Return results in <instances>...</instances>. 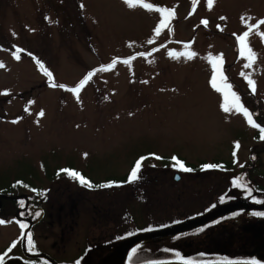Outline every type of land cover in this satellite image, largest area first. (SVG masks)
I'll return each instance as SVG.
<instances>
[{"label":"rangeland","instance_id":"obj_1","mask_svg":"<svg viewBox=\"0 0 264 264\" xmlns=\"http://www.w3.org/2000/svg\"><path fill=\"white\" fill-rule=\"evenodd\" d=\"M159 8L175 12L164 26ZM260 19L264 0H213L211 7L208 0H137L132 6L125 0H0V192L33 191L34 185L47 182V173L65 164L82 166L93 177L118 172L122 181H127L128 166L141 157L143 163H172L177 157L194 165L226 167L234 151L239 164L252 149H259L261 165L264 140L255 137L258 128L242 112H225L229 101L220 90L219 75L216 88L211 82V58L222 57L226 82L242 103L247 102L243 91L264 99V38L259 35L264 25L246 38L256 54L249 68L244 67L248 60L241 56L237 40ZM189 52L195 55L188 58ZM37 60L53 74L56 85L66 87L51 86ZM102 67L105 70L96 71ZM90 72L95 74L78 96L69 90ZM245 76L255 82L254 92ZM144 166L158 176L149 181L150 190L147 184L126 182L116 192L121 211L132 212L140 228L198 210L216 190L225 189L226 180L211 184V174L208 180L193 172L173 181L160 169ZM136 185L145 186L139 200L133 195ZM55 187L59 193L61 187ZM91 193L103 200L115 195L106 190ZM11 213H4L0 205V219L6 222L0 224V256L5 258L17 252L21 239ZM123 224L122 218L125 228ZM197 228L156 241L198 250L202 234ZM81 229L73 224L72 237L64 242L70 251L82 244ZM181 236L183 247L171 241ZM145 243L160 245L151 239ZM49 247V242L39 245L43 251ZM72 257L58 256L66 261Z\"/></svg>","mask_w":264,"mask_h":264},{"label":"flooded vegetation","instance_id":"obj_2","mask_svg":"<svg viewBox=\"0 0 264 264\" xmlns=\"http://www.w3.org/2000/svg\"><path fill=\"white\" fill-rule=\"evenodd\" d=\"M241 90L242 89H239V92ZM241 94L247 101L243 103L244 107L253 114V119L256 123H260V125L263 123L261 126H264V99H261L250 91H243ZM260 136L261 133L258 128L255 130V137L258 140H264L261 139ZM252 151L253 153H249L247 155L248 158L244 161H240L239 164H236L238 158L234 156L232 163L226 167L204 168V165H209L210 163L199 162L195 165L193 163H184L187 167L192 169L190 172H184L173 167V162H162L160 164L142 162V168H146V170L141 171L140 175L142 178L135 181V183L142 185L147 184L150 190L151 183L149 181L158 180V176L149 174V172H147L148 168L144 165L150 166V169L153 170L155 168L160 169L161 172H165L173 181H179L183 176L185 178L193 172H198L201 177L203 176L206 179L209 177V174H211V184L215 185L222 184L226 180V184L223 186L225 189L216 190V192H219L213 197L211 194L208 199L211 197L212 199L200 209L193 210L184 215H178L179 218L199 213L212 208L213 205L217 206L221 204L219 202V197L226 193L235 197V199L226 200V202L246 198L243 189L232 187L231 181L236 176L242 175L244 177L245 181L253 189L252 196L255 197L256 200H264V163L261 162V166L257 158V156H260L262 153L259 149H252ZM164 156L166 157V155ZM134 165L135 163H131L126 169V172L129 171L130 174ZM63 169H71L80 172L94 185L113 182V186L109 188H87L68 176L66 172L61 171ZM85 170L84 167L76 164L59 165L54 168L51 173L46 172L50 178L42 186L34 185L33 191L14 188L13 190L0 192V205L4 213L12 211L10 215H12V219L15 222L22 221L29 223L25 218L30 219L31 222V226L28 230V232L30 231L32 233L33 237V246L31 250H29L27 242L26 251H23L19 243L16 245L18 250L14 255L20 256L35 264H55L46 256L34 255L37 252L45 253L59 264H97L99 259L114 244L124 236L137 230L135 215L129 210L121 211V199L117 197L120 192L116 193L127 181H122L118 172L113 176L93 177ZM56 185L61 187L59 188V193L56 192ZM144 187L138 185L134 187L135 191L133 195L137 200H139V191L144 190ZM103 190L109 191V193L114 192L115 195L108 200H103V197L98 195L95 196L91 193V191ZM140 193L141 199L144 196V192L142 193L140 191ZM184 194L185 192L183 191L181 196ZM147 199L148 197H146V201ZM246 199L254 202L251 197ZM21 202H24L23 207H21ZM55 203H58L57 208H55ZM36 211L41 213L39 217H35L31 214ZM21 212H24L25 215H21ZM255 212H264V208H240L198 226L197 229H202L200 231L202 236L198 239L201 248L193 250V252H206L208 255L204 257L215 259H218V257L239 256L238 259L245 261L254 258L260 261V264H264V216L253 215L252 213ZM234 213L239 214L233 215ZM122 218L125 228L121 226ZM216 221L219 222L217 223ZM78 223L82 226L80 232L82 244L77 245L76 250L70 251L71 247L64 245V242L72 237L71 229L73 228V224ZM67 225L69 228H66L68 230L66 234L65 226ZM207 225L210 226L205 227ZM58 230L60 233H56ZM22 231L23 229L20 228L21 234ZM186 238L189 239V244L193 246L192 239L190 237ZM45 240H49L46 242H49L50 247L49 250L43 251L39 249V245L46 243ZM59 255H73V257L70 261H66L59 259ZM128 261L127 259V262Z\"/></svg>","mask_w":264,"mask_h":264},{"label":"snow or ice","instance_id":"obj_3","mask_svg":"<svg viewBox=\"0 0 264 264\" xmlns=\"http://www.w3.org/2000/svg\"><path fill=\"white\" fill-rule=\"evenodd\" d=\"M126 3H128L130 6L133 5L134 2H137V0H125ZM213 0H208V5L209 7L212 6ZM147 7H151V5H146ZM158 11H160L163 15H164V20H161V26L165 25V21L171 18H174L175 12L172 9H168V8H159L157 9ZM221 19H225L224 17H221ZM242 20H244V18L242 17ZM202 23H204L205 25L207 24V21H202ZM260 25H264V19H260L257 21L256 24H250L248 25V31H245L242 35L237 37V40L240 44V54L241 56H246L248 63H246L244 65L245 68H249L251 67L252 63L255 61L256 58V54L255 52L252 50V48L249 46L248 43H246V38L250 35V33L254 30V29H258ZM219 27V25H218ZM156 34L159 35L160 31H161V27L158 26L156 29ZM235 35V34H234ZM259 35L264 38V32L259 33ZM149 43H151V41H149ZM22 51L21 49H17V52ZM195 53L193 52H189L188 53V58H191L192 56H194ZM17 59H19V56L16 57ZM134 59V57L129 58L128 60H125L124 63H130V60ZM212 60V67L214 69V75L212 77V86L214 88L217 87V74L219 75V80L222 82V88L220 90L225 91V98L226 100H228V104H226V106L224 107V111L228 112L231 110H235L237 112H242L243 115L245 117H247L248 123L253 125L254 127L259 128L261 136V139H264V126H261L259 124H257L254 119H253V114L249 112V110L244 107L239 95L232 91L231 88L232 86L230 84H228L226 82V78L224 76V72L222 69V57H214L211 58ZM37 63L40 65V68L42 71H44L45 75L49 78V81L51 82V86L53 87H66L65 85H56L53 81H52V76L53 74L47 70V68L44 67V65L42 63H40L39 60H37ZM116 63V61L114 60L112 62V64L108 65V68H111L112 66H114V64ZM3 65L0 64V67H2ZM101 70H105L103 67L101 69H97L96 71H101ZM94 72H90L88 73L84 79H82L79 84L74 87L69 89L70 91H72L73 93L79 94L81 88L91 79V77L94 75ZM242 75H244V73H241ZM245 79H247L248 84L251 88V90L254 92L255 91V82L251 79L250 76H245ZM7 94V93H5ZM230 98V99H229ZM40 115H43V112L40 113ZM15 122V121H14ZM235 148L238 149L239 148V144L237 143L235 145ZM154 155V154H153ZM236 153L235 151L233 152V156H235ZM157 159H161V157H156ZM145 159V157H141L139 160L136 161L135 165L132 167L130 174L127 177V182L128 183H132L135 182L139 179H141V170H142V161ZM173 161L172 166L175 168H178L181 171L184 172H190L192 171L191 168L187 167L182 161H180L177 157H172L171 158ZM213 167H222L221 165H204V168H213ZM242 167V166H241ZM63 172H66L68 176H70L72 179L78 181L81 185L87 187V188H93V187H99V188H109L113 186V182H108V183H101L99 185H94L90 180L86 179L80 172L76 171V170H71V169H63L61 170ZM232 187L236 188V189H243L246 198L251 197L254 202L256 203H264V200H256L255 197L252 196L253 193V189L249 186V184L245 181L244 177L241 176H236L234 179H232L231 181ZM231 199H235V197H232L230 195H228L227 193L224 195H221L219 197V202L220 203H225L226 200H231ZM24 206V202H21V207ZM216 205H213L212 207H215ZM33 214L35 217H39L41 215L40 212L36 211ZM239 213H234L233 215H238ZM253 215H258V216H264V212H255L252 213ZM21 215H25L24 212H21ZM19 224V227L21 229H28L29 228V224L26 222H22V221H16ZM217 223L219 221H216ZM6 223L4 220L0 219V224ZM202 230V229H201ZM26 237H27V244L29 246V250H31L32 246H33V237H32V233L29 231L26 233ZM136 252V249L133 248L132 249V254H134ZM131 255V254H130ZM176 256L178 259L183 261V264H199L198 261L193 260V259H184L183 257L180 256L179 253H176ZM4 260L5 257L4 256H0V264H4ZM220 264H260V261L256 260V259H251V260H246V261H230V260H223L220 262Z\"/></svg>","mask_w":264,"mask_h":264},{"label":"water","instance_id":"obj_4","mask_svg":"<svg viewBox=\"0 0 264 264\" xmlns=\"http://www.w3.org/2000/svg\"><path fill=\"white\" fill-rule=\"evenodd\" d=\"M239 208L263 209L264 204L254 203L246 198L236 199L232 201H227L225 203H221L210 209L204 210L199 213H195L190 216H186L180 220L173 221L165 225L138 230L120 239L99 259L97 264H126V256L129 250L135 244L143 240L180 233L189 230L191 228L200 226L202 224H205L223 214L232 212ZM29 228H30V223H29ZM29 228L24 229L21 238V246L23 251H26V241H27L26 233L28 232ZM34 255L46 256L47 258L52 260L55 264H59L43 252H37ZM235 261L239 262V260H235ZM220 262L221 261H216V260L204 261V262L199 261V264H220ZM4 264H35V263L26 261L20 256L13 255L5 258ZM139 264H183V261L179 259H165V260H155V261L146 260Z\"/></svg>","mask_w":264,"mask_h":264},{"label":"trees","instance_id":"obj_5","mask_svg":"<svg viewBox=\"0 0 264 264\" xmlns=\"http://www.w3.org/2000/svg\"><path fill=\"white\" fill-rule=\"evenodd\" d=\"M177 218H179V217H177ZM173 220L174 219L165 220L164 222H161L158 225L164 224V223H167V222H170ZM144 243L145 242L136 244L133 247L136 249V252L134 254H132L133 248L130 250L129 255H128V260L131 264H137V263L142 262L141 260H139V257L142 259L143 258L148 259L150 257L156 258L159 256H165L166 254H169L168 258H177L176 253H179L181 257H190L193 259H198V258H195L193 256L196 255V256H203L204 257V256L208 255V253H206V252H198V253L192 252V253L184 254L183 250L179 249L178 247H173V246H168V245L162 246V243H160V245H159L160 247L159 246L158 247H151V246L147 245L146 243L145 244ZM153 244H155V243H153ZM156 245H158V244H156ZM165 258H167V257H162L159 259H165Z\"/></svg>","mask_w":264,"mask_h":264},{"label":"bare ground","instance_id":"obj_6","mask_svg":"<svg viewBox=\"0 0 264 264\" xmlns=\"http://www.w3.org/2000/svg\"><path fill=\"white\" fill-rule=\"evenodd\" d=\"M228 213H230V212H228ZM227 214V213H226ZM224 215V214H223ZM162 237V236H161Z\"/></svg>","mask_w":264,"mask_h":264}]
</instances>
